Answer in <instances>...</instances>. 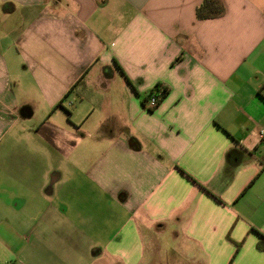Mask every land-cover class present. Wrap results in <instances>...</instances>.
Returning a JSON list of instances; mask_svg holds the SVG:
<instances>
[{
	"label": "crops",
	"instance_id": "obj_1",
	"mask_svg": "<svg viewBox=\"0 0 264 264\" xmlns=\"http://www.w3.org/2000/svg\"><path fill=\"white\" fill-rule=\"evenodd\" d=\"M203 1L0 0L1 260L264 264V0Z\"/></svg>",
	"mask_w": 264,
	"mask_h": 264
},
{
	"label": "trees",
	"instance_id": "obj_2",
	"mask_svg": "<svg viewBox=\"0 0 264 264\" xmlns=\"http://www.w3.org/2000/svg\"><path fill=\"white\" fill-rule=\"evenodd\" d=\"M225 13H226V8L222 0H204L201 6L197 9V17L200 20L220 18L224 16ZM155 89L156 90L162 89L164 91L165 96L168 93V88L163 87L161 85L157 86ZM153 92L154 90L150 94H152ZM228 239L230 241H233L230 236L228 237ZM236 245H237V252H238L240 248L242 247V244L236 243ZM258 248L260 250H264V241L259 243ZM236 256H237V253L231 260V263L235 260Z\"/></svg>",
	"mask_w": 264,
	"mask_h": 264
},
{
	"label": "built area",
	"instance_id": "obj_3",
	"mask_svg": "<svg viewBox=\"0 0 264 264\" xmlns=\"http://www.w3.org/2000/svg\"><path fill=\"white\" fill-rule=\"evenodd\" d=\"M164 97H165V94L162 89H157V90L154 89V92L150 94L148 98L147 106L150 109H155ZM261 138L264 139V133L261 135ZM0 264H8V263L0 259Z\"/></svg>",
	"mask_w": 264,
	"mask_h": 264
},
{
	"label": "rangeland",
	"instance_id": "obj_4",
	"mask_svg": "<svg viewBox=\"0 0 264 264\" xmlns=\"http://www.w3.org/2000/svg\"><path fill=\"white\" fill-rule=\"evenodd\" d=\"M161 261V263L162 264H166L167 263V261L165 260V261H162V260H160ZM156 262L157 261H149V264H156ZM95 264H121L119 261H118V259H112L111 261H106L105 260V263H104V260H98V261H96V263Z\"/></svg>",
	"mask_w": 264,
	"mask_h": 264
}]
</instances>
